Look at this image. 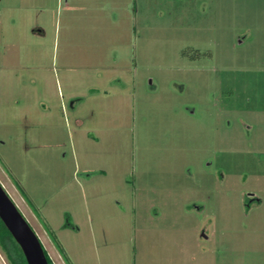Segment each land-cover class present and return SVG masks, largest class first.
Segmentation results:
<instances>
[{
	"label": "rangeland",
	"instance_id": "1",
	"mask_svg": "<svg viewBox=\"0 0 264 264\" xmlns=\"http://www.w3.org/2000/svg\"><path fill=\"white\" fill-rule=\"evenodd\" d=\"M0 185L52 264H264V0H0Z\"/></svg>",
	"mask_w": 264,
	"mask_h": 264
},
{
	"label": "water",
	"instance_id": "2",
	"mask_svg": "<svg viewBox=\"0 0 264 264\" xmlns=\"http://www.w3.org/2000/svg\"><path fill=\"white\" fill-rule=\"evenodd\" d=\"M0 221L19 246L26 264H48L42 245L1 185Z\"/></svg>",
	"mask_w": 264,
	"mask_h": 264
},
{
	"label": "trees",
	"instance_id": "3",
	"mask_svg": "<svg viewBox=\"0 0 264 264\" xmlns=\"http://www.w3.org/2000/svg\"><path fill=\"white\" fill-rule=\"evenodd\" d=\"M0 251L4 255L7 264H26L24 256L15 243L9 232L6 230L2 222L0 221ZM45 258L48 264H52L48 255L44 251Z\"/></svg>",
	"mask_w": 264,
	"mask_h": 264
},
{
	"label": "crops",
	"instance_id": "4",
	"mask_svg": "<svg viewBox=\"0 0 264 264\" xmlns=\"http://www.w3.org/2000/svg\"><path fill=\"white\" fill-rule=\"evenodd\" d=\"M74 104H75V102H71V103H70V107H71V109H73Z\"/></svg>",
	"mask_w": 264,
	"mask_h": 264
}]
</instances>
